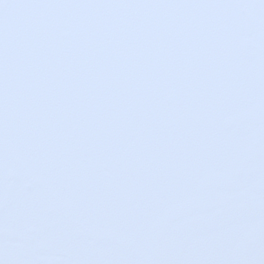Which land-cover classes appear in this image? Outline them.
<instances>
[{
	"label": "snow or ice",
	"instance_id": "1",
	"mask_svg": "<svg viewBox=\"0 0 264 264\" xmlns=\"http://www.w3.org/2000/svg\"><path fill=\"white\" fill-rule=\"evenodd\" d=\"M0 264H264V0H0Z\"/></svg>",
	"mask_w": 264,
	"mask_h": 264
}]
</instances>
